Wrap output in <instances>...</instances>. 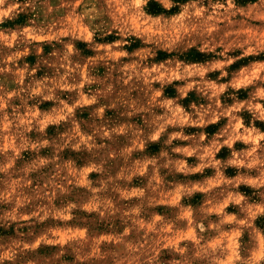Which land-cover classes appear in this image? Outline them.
Here are the masks:
<instances>
[{
  "label": "rangeland",
  "instance_id": "obj_1",
  "mask_svg": "<svg viewBox=\"0 0 264 264\" xmlns=\"http://www.w3.org/2000/svg\"><path fill=\"white\" fill-rule=\"evenodd\" d=\"M0 264H264V0H0Z\"/></svg>",
  "mask_w": 264,
  "mask_h": 264
},
{
  "label": "trees",
  "instance_id": "obj_2",
  "mask_svg": "<svg viewBox=\"0 0 264 264\" xmlns=\"http://www.w3.org/2000/svg\"><path fill=\"white\" fill-rule=\"evenodd\" d=\"M174 1H183V0H174ZM156 12H160L162 11L161 7H157V9H155Z\"/></svg>",
  "mask_w": 264,
  "mask_h": 264
}]
</instances>
